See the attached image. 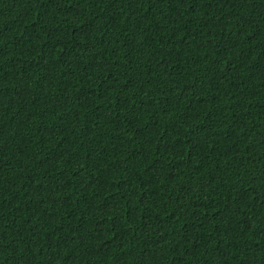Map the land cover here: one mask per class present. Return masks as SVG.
Masks as SVG:
<instances>
[{"label": "trees", "instance_id": "trees-1", "mask_svg": "<svg viewBox=\"0 0 264 264\" xmlns=\"http://www.w3.org/2000/svg\"><path fill=\"white\" fill-rule=\"evenodd\" d=\"M0 264H264V0H0Z\"/></svg>", "mask_w": 264, "mask_h": 264}]
</instances>
